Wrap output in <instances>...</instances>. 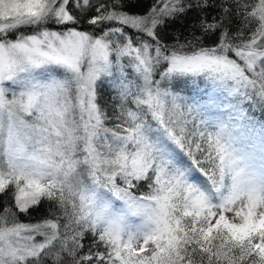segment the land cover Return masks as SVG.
<instances>
[{
    "label": "snow or ice",
    "instance_id": "obj_1",
    "mask_svg": "<svg viewBox=\"0 0 264 264\" xmlns=\"http://www.w3.org/2000/svg\"><path fill=\"white\" fill-rule=\"evenodd\" d=\"M130 7L0 0V264H264V121L258 154L235 146L264 112V0ZM189 76L237 98L226 121L174 91Z\"/></svg>",
    "mask_w": 264,
    "mask_h": 264
},
{
    "label": "trees",
    "instance_id": "obj_2",
    "mask_svg": "<svg viewBox=\"0 0 264 264\" xmlns=\"http://www.w3.org/2000/svg\"><path fill=\"white\" fill-rule=\"evenodd\" d=\"M129 3L132 5V7L127 9V11L134 13V14H144L148 11V9L154 3V0H129ZM194 18H195V13H190L187 18H182L178 24H176L175 26L169 27L167 29L169 36H172L176 31H185V34H186V29H184L182 25L191 23V21ZM81 30H88V29H86L84 26H81ZM21 31L30 32L31 29H21ZM126 31H128L133 36L137 35L135 30L126 29ZM206 43L210 44L212 43V41H207ZM184 81L185 80L183 79L182 80L175 79V81L173 82L174 91L180 92L182 94V97L188 96L190 97V99L194 98L195 100L194 102L200 105V108H199L200 117L208 121L209 125L212 124V126H214L216 124L214 122H218L221 120L226 121L230 113L229 106L238 103L237 98L233 97L231 100L227 98V101L224 102L222 106H220L219 101H215V102L213 101V103H210V106H209L208 103L210 99L206 97L208 96L207 91L212 90L209 83H207V81H204V82L200 81L196 85L193 84L194 86H189L185 84ZM100 91L103 95L104 100L108 101V98L110 95V88L108 87L107 82H105L104 86L100 89ZM208 97H210V92H209ZM113 103H115V100H112L111 102H109L108 107L110 110L112 108ZM244 106L247 107V105H244ZM248 111H249V115L254 117V121L251 124H248L247 122H245V129L241 131L242 134L237 140L235 146L241 151L250 152V149H248L247 147L249 146L252 148L251 150H253L254 152L258 154L260 152V147H261V135H260L259 125L262 121H264V112H261L258 107L255 109H248ZM109 114H111V112H109ZM258 147H259V150L256 149ZM186 161H187V158L184 157L183 154H181V162L186 163ZM192 180L199 184L205 183V178L199 172L192 173ZM147 190H148L147 187L142 185L139 191L146 192ZM5 199L6 198L4 197H0V202L4 201ZM117 206H119V204H117ZM41 215H42V212H32L26 215L22 214L19 216V220L24 223H34L40 218Z\"/></svg>",
    "mask_w": 264,
    "mask_h": 264
},
{
    "label": "rangeland",
    "instance_id": "obj_3",
    "mask_svg": "<svg viewBox=\"0 0 264 264\" xmlns=\"http://www.w3.org/2000/svg\"><path fill=\"white\" fill-rule=\"evenodd\" d=\"M56 30H58V29H56ZM177 79H180V80H185L184 82H185V84H187V85H189V86H194L193 84H197L198 82H204V81H207V83H209V85L211 86V88H212V90H208L207 92H208V96H209V92H210V97H208V96H206L207 98H209L210 100H209V106H210V103H213V101L215 102V101H219L220 102V106H222V104L224 103V102H226L227 101V98H229V100H231L232 98H233V96H230L229 94H228V92H227V90L226 89H224L223 87H221V86H219L218 84H216V83H214L212 80H210V79H207V78H205V77H203V76H199V77H191V76H189V77H178ZM186 85V86H187ZM180 93V92H179ZM192 93V92H191ZM180 95L182 96V94L180 93ZM191 96V95H190ZM192 98V97H191ZM214 99H216V100H214ZM183 100L186 102V103H190V104H195V105H199V104H197V103H195L194 101V98H192V99H190V97H188V96H184L183 97ZM200 106V105H199ZM213 106V105H212ZM218 106V105H217ZM200 108V107H199ZM214 123H217V122H214ZM211 126H212V124H210ZM211 130H213L214 129V127H212V128H210ZM242 133L240 132V135H241ZM240 135H239V137H240ZM248 147V149H250V152H254L253 150H251L252 148L251 147H249V146H247ZM257 150H259V147L258 148H256ZM254 153H256V152H254ZM231 213H229V216L231 217ZM39 239V238H38Z\"/></svg>",
    "mask_w": 264,
    "mask_h": 264
}]
</instances>
